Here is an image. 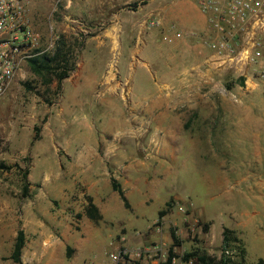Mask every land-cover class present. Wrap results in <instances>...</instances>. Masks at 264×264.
<instances>
[{
  "label": "rangeland",
  "instance_id": "1",
  "mask_svg": "<svg viewBox=\"0 0 264 264\" xmlns=\"http://www.w3.org/2000/svg\"><path fill=\"white\" fill-rule=\"evenodd\" d=\"M180 1L185 0H32L29 18L41 38L40 56L52 55L63 36L71 43L72 70L58 87L52 71L37 75L27 62L0 98V264H16L10 259L16 232L23 230L25 210L37 202L51 206L41 217L44 231L58 239L67 236L70 246L39 254L33 264H111L109 255L118 247L157 245L151 239L157 226L170 239L163 253L169 256L172 250L182 264L220 257L221 245L207 236L210 223L196 215L202 211L216 218V235L225 223L226 190L209 189L206 182L217 180V162L211 155L191 154L185 144L178 170L171 168V135L176 132L170 123L171 62L180 52L189 54L186 44L203 45L196 5L186 0L194 5L183 11L174 6ZM151 21L158 26H150ZM208 71L213 85L230 89L236 84L248 98L264 97L263 85L247 91L232 74ZM159 97L163 102L157 107ZM36 133L39 139L33 141ZM80 147H91L102 158L122 155L121 167L133 171L125 191L134 210L122 206L104 170L93 167L85 173L79 169L78 175L89 183L99 177L114 210L104 220L86 216L89 196H79L85 187L68 170ZM237 148L231 144L228 161L233 165L240 159ZM139 196L150 201L137 205ZM166 203L170 211L159 218ZM236 203L237 210L247 206L240 196ZM235 235L246 252L245 264L264 257L249 231ZM24 255L25 260L31 257L28 250Z\"/></svg>",
  "mask_w": 264,
  "mask_h": 264
},
{
  "label": "crops",
  "instance_id": "2",
  "mask_svg": "<svg viewBox=\"0 0 264 264\" xmlns=\"http://www.w3.org/2000/svg\"><path fill=\"white\" fill-rule=\"evenodd\" d=\"M192 5L194 4L185 0L175 3L174 6L185 11L190 10ZM198 25L201 26L204 35L206 22L200 12ZM186 47L189 48V54L180 52L171 62L173 71L170 77L172 101L170 123L176 128V132L171 135V168L173 169L175 165L178 170V154L184 151L185 144H188L187 149L191 154L198 153V157L201 158L213 156L219 170L214 184L211 185L209 180H206L208 188L226 190L223 200L225 223L221 224L218 236L212 233L216 218L205 217L201 214L202 211L196 214L193 210L194 213L210 223L207 236L218 246L222 243L223 228H228L239 233L249 231L250 239L253 237V245L264 248V97H261L260 101H257V96L248 98L236 84L230 89L213 85L212 74L203 67L205 60L203 45L194 43L186 44ZM165 86V82L161 83L159 95H162ZM162 102L163 98L159 97L157 107H160ZM233 143L238 145L237 151L240 156L238 165L228 161L233 157L231 152ZM80 148L82 150L76 153L68 169L85 187V191H81L79 196L84 194L89 196L103 220L113 212L114 206L109 202L110 195L103 193L99 177L95 182L89 183L78 175L79 169L80 173H85L88 168L99 167L106 173V184L111 187V178L120 184L129 206L134 210L125 191V186L130 184L133 171L128 167H121L122 155L116 153L111 155V158H102L90 150L91 147L89 150L87 147ZM239 196L246 200L247 206L237 210L236 201ZM137 201V205H144L148 204L150 199L139 196ZM121 203L124 207L122 201ZM50 207V204L37 202L33 203L34 209L25 210L29 214L23 220L25 245L21 255L22 264H33L34 258L39 254H47L60 245L65 249L70 246L67 236L58 239L44 231L45 223L41 217ZM26 228L36 230L31 233L27 232ZM151 239L160 247L170 243L166 233L155 234ZM25 250L31 255L27 260L24 259ZM261 259L264 260V257Z\"/></svg>",
  "mask_w": 264,
  "mask_h": 264
},
{
  "label": "built area",
  "instance_id": "3",
  "mask_svg": "<svg viewBox=\"0 0 264 264\" xmlns=\"http://www.w3.org/2000/svg\"><path fill=\"white\" fill-rule=\"evenodd\" d=\"M191 1L206 22L201 41L208 51L207 71L232 74L243 80L247 91L264 86V0ZM31 5L32 0H0V98L23 65L43 53L38 50L40 35L29 18ZM149 25L156 27L158 22ZM155 234H162L159 226ZM168 257L159 244L135 250L118 247L109 255L111 264H162ZM171 264L182 263L173 256Z\"/></svg>",
  "mask_w": 264,
  "mask_h": 264
},
{
  "label": "trees",
  "instance_id": "4",
  "mask_svg": "<svg viewBox=\"0 0 264 264\" xmlns=\"http://www.w3.org/2000/svg\"><path fill=\"white\" fill-rule=\"evenodd\" d=\"M72 60L73 51L71 48V43L66 41V39L62 36L58 40L52 55L46 54L38 58H32L28 60V63L32 72L37 75H45V73H50L52 71V73H54L55 80L58 83V87H60L61 81L69 77V72L72 70L70 68ZM38 139L39 136L36 133L33 137V141H37ZM111 187L112 190L118 194L125 209H129L130 206L120 184L113 178H111ZM25 191H27V189H25ZM87 203L88 205L85 210L86 216L92 221L100 220L101 216L99 211L92 203V199L90 197L87 198ZM169 211V203H166L165 208L158 212V217H163ZM24 245L25 234L22 229H19L16 232L13 249L10 256V259L16 264L21 263V255ZM66 249L68 251L69 248L66 247ZM232 250L237 251L235 257L231 254ZM245 255L246 252L242 246L241 240L235 235V232L229 230L228 228H223L220 257L217 259L211 256H202L201 264H245ZM172 257V250H170L167 261L162 264H171ZM255 264H264V260L260 258Z\"/></svg>",
  "mask_w": 264,
  "mask_h": 264
},
{
  "label": "bare ground",
  "instance_id": "5",
  "mask_svg": "<svg viewBox=\"0 0 264 264\" xmlns=\"http://www.w3.org/2000/svg\"><path fill=\"white\" fill-rule=\"evenodd\" d=\"M141 128V127H140ZM140 131V129H138V132Z\"/></svg>",
  "mask_w": 264,
  "mask_h": 264
}]
</instances>
